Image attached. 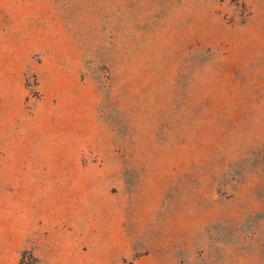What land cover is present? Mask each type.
I'll return each instance as SVG.
<instances>
[{"label": "rangeland", "instance_id": "374dc122", "mask_svg": "<svg viewBox=\"0 0 264 264\" xmlns=\"http://www.w3.org/2000/svg\"><path fill=\"white\" fill-rule=\"evenodd\" d=\"M0 264H264V0H0Z\"/></svg>", "mask_w": 264, "mask_h": 264}]
</instances>
